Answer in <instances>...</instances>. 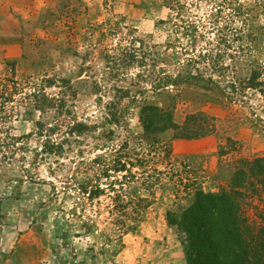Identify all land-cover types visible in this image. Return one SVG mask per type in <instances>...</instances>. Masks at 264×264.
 <instances>
[{"label":"rangeland","instance_id":"1","mask_svg":"<svg viewBox=\"0 0 264 264\" xmlns=\"http://www.w3.org/2000/svg\"><path fill=\"white\" fill-rule=\"evenodd\" d=\"M5 78L0 264H186L167 212L264 156V0H0Z\"/></svg>","mask_w":264,"mask_h":264},{"label":"trees","instance_id":"2","mask_svg":"<svg viewBox=\"0 0 264 264\" xmlns=\"http://www.w3.org/2000/svg\"><path fill=\"white\" fill-rule=\"evenodd\" d=\"M13 88L16 90L14 79H0L2 133L1 124L10 117L6 105L13 102L10 92ZM192 118L189 117L186 124ZM141 121L149 133H161L167 129L178 132L183 128L175 123L171 112L153 105L142 107ZM212 130L213 127L209 126L194 136H203ZM177 137L192 138L193 135ZM19 138L10 135L3 140L0 137V148L16 150ZM262 194L264 156L240 159L227 187L217 193L198 191L194 202L180 213L167 212V222L186 235L182 242L186 264H264V205L256 208L254 216L249 212V202L255 203L256 197Z\"/></svg>","mask_w":264,"mask_h":264}]
</instances>
